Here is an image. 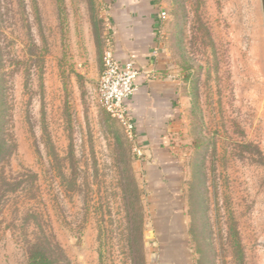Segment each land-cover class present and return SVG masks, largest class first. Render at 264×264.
Here are the masks:
<instances>
[{
  "label": "rangeland",
  "instance_id": "1",
  "mask_svg": "<svg viewBox=\"0 0 264 264\" xmlns=\"http://www.w3.org/2000/svg\"><path fill=\"white\" fill-rule=\"evenodd\" d=\"M112 3L0 0V264L41 230L69 264H264L259 0H156L182 98L150 155L100 104Z\"/></svg>",
  "mask_w": 264,
  "mask_h": 264
},
{
  "label": "crops",
  "instance_id": "2",
  "mask_svg": "<svg viewBox=\"0 0 264 264\" xmlns=\"http://www.w3.org/2000/svg\"><path fill=\"white\" fill-rule=\"evenodd\" d=\"M114 0L108 6L109 45L119 63L132 62L138 75L137 90L124 100L134 135L143 143L142 154L167 138L181 88L166 72L167 60L160 49L156 0ZM151 149V148H150Z\"/></svg>",
  "mask_w": 264,
  "mask_h": 264
},
{
  "label": "built area",
  "instance_id": "3",
  "mask_svg": "<svg viewBox=\"0 0 264 264\" xmlns=\"http://www.w3.org/2000/svg\"><path fill=\"white\" fill-rule=\"evenodd\" d=\"M166 12L161 11L160 17L164 18ZM138 71L132 64L119 63L114 59L110 48L103 53V72L98 82V94L101 106L122 121L131 133H134L133 123L127 115L124 100L137 90L136 78ZM136 153L142 155L141 149L136 148Z\"/></svg>",
  "mask_w": 264,
  "mask_h": 264
},
{
  "label": "trees",
  "instance_id": "4",
  "mask_svg": "<svg viewBox=\"0 0 264 264\" xmlns=\"http://www.w3.org/2000/svg\"><path fill=\"white\" fill-rule=\"evenodd\" d=\"M3 115L0 112V163L8 156L9 145L4 136ZM27 264H69L54 233L40 231L27 244Z\"/></svg>",
  "mask_w": 264,
  "mask_h": 264
},
{
  "label": "water",
  "instance_id": "5",
  "mask_svg": "<svg viewBox=\"0 0 264 264\" xmlns=\"http://www.w3.org/2000/svg\"><path fill=\"white\" fill-rule=\"evenodd\" d=\"M260 2V9H261V14H262V20L264 24V0H259Z\"/></svg>",
  "mask_w": 264,
  "mask_h": 264
}]
</instances>
